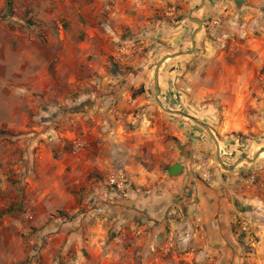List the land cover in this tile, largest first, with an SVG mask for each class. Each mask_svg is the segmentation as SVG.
Listing matches in <instances>:
<instances>
[{
	"label": "rangeland",
	"instance_id": "374dc122",
	"mask_svg": "<svg viewBox=\"0 0 264 264\" xmlns=\"http://www.w3.org/2000/svg\"><path fill=\"white\" fill-rule=\"evenodd\" d=\"M33 2L0 0V264H149L144 239L120 227L112 208L131 193L132 169L159 171L163 178L188 159L199 164L193 181L201 183L219 169L228 184L221 192L224 201L233 206L236 199L243 209L251 204L252 222L264 226V201L255 202L264 194V0H230L231 7L196 34L198 49L184 53L172 74L161 70L163 63L158 71L164 107L208 125L226 167L262 151L255 162L243 160L231 170L219 163L216 142L203 126L155 100L156 67L165 55L153 56L148 44L119 50L129 60L118 64L113 57L108 85L55 89L59 77L51 57L45 51L41 59L27 58L24 39L8 30L22 28L7 22L18 13L16 6L26 23L35 24ZM173 18L168 32L180 33L181 17ZM32 47L37 55L38 46ZM137 52L141 59L134 65L130 55ZM133 66L146 73L139 75ZM41 68L52 72L44 78L37 74ZM38 80L51 88L22 90ZM9 81L11 89L5 86ZM69 128L74 134L66 133ZM181 165L172 173H181ZM113 178L121 188L111 184ZM247 234L250 252L258 236L241 227L239 238Z\"/></svg>",
	"mask_w": 264,
	"mask_h": 264
},
{
	"label": "crops",
	"instance_id": "0c3cea01",
	"mask_svg": "<svg viewBox=\"0 0 264 264\" xmlns=\"http://www.w3.org/2000/svg\"><path fill=\"white\" fill-rule=\"evenodd\" d=\"M229 1L204 0L195 15L192 11L201 4V0H34L29 5H33L34 15L30 14L34 16V25L22 19L21 7L18 6L15 8L18 13L7 18V22L22 27L15 31L8 27V30L11 35L24 39L27 58L41 59L45 51L51 57L59 77L55 89L81 92L84 88L94 89L92 84L95 83L98 86L108 85L113 57L119 58L118 64L129 60L128 56L122 57L119 50L127 49L130 44L135 47L140 43L148 44L153 56L191 49L189 42L197 27L191 24L190 15H195L207 28L209 18L225 12L226 6L231 7ZM16 4L21 5V2ZM177 16L181 17L177 23L180 22L178 26L182 31L169 34L168 29L173 28L171 21ZM185 31H189L190 41ZM145 33L146 37L143 36ZM156 34L160 35V39H152ZM139 35L143 36L140 40ZM195 40L193 49H198V38ZM33 44L38 46L37 55L33 54ZM140 53L130 55L134 65L140 63ZM184 57L183 53L166 59L161 70L172 74L178 63L184 62ZM138 66H133L136 73H146ZM51 72L52 68H41L37 74L45 78ZM27 84L21 87L22 90L51 88V84L47 86L41 80ZM5 86L11 89L12 83L9 81V86ZM58 96L64 99L63 95ZM97 118L99 123L102 122L100 115ZM197 132L193 131L194 134ZM66 133L74 134L72 128ZM207 141L203 139V143ZM188 160L186 165H182L181 173L170 175L168 172L163 178H160L159 171L144 170L138 174L135 168L132 169L129 175L133 183L132 191L120 197L121 208H112L114 220L124 229L126 226L132 228L134 234L138 232L141 240L144 239L141 246L143 250H148L149 264H173L172 260L175 264H264V226L255 225V220L252 222L251 216L255 211L242 213L235 205L224 201L221 192L228 184L222 179L223 173L215 167L212 172L209 171L214 174V179H210L208 174V181L205 177L204 182L193 181L192 173L196 172L199 164ZM206 165L210 168L211 162ZM202 183L209 187L207 193ZM258 197L255 202L264 201V194ZM106 205L104 209L110 210V206ZM241 227L251 228L258 236L255 248L250 252L246 246L247 242H251L250 235L247 234L245 239L239 238ZM160 234L163 238L159 241Z\"/></svg>",
	"mask_w": 264,
	"mask_h": 264
},
{
	"label": "water",
	"instance_id": "95a60500",
	"mask_svg": "<svg viewBox=\"0 0 264 264\" xmlns=\"http://www.w3.org/2000/svg\"><path fill=\"white\" fill-rule=\"evenodd\" d=\"M240 1H242V0H236V3L239 4ZM203 4H204V0H201V4H200L198 7H195V8L193 9V11H197V10H199L200 8H202ZM190 19H191L192 21H194L195 23L198 24V27H197V29H196V31H195V33H194L193 38H192V49H193V48L195 47V45H196L195 36H196V34L198 33V31L201 30V28H202V26H203V23H202V21H201L200 19H198V18H196V17H193L192 15H190ZM192 49L189 50V51L183 52V53L191 52ZM177 54H179V53H177ZM177 54H168V55H165V56H164V57L158 62V64H157V73H156V95H155V100L157 101V103H158L163 109H165L166 111H168V112H170V113H173V114H181V115H184V116L190 117V118H191L192 120H194L196 123H198L199 125L203 126V127H204V128L210 133V135L212 136V138H213L214 141L216 142V145H217L218 161H219V163H221V165H222L225 169L231 170L233 167H236L237 165H239L243 160L249 161V162H251V163L255 162V161L258 159V157L260 156V154L262 153V151L258 152L254 157H248V156L241 157V158H239V159H238V160L232 165V167H226V165L223 163L222 158H221L219 142L217 141L216 136L214 135V133L212 132L211 128H210L208 125H206L205 123L199 121L198 119H196V118L193 117L192 115L186 114V113H184V112H182V111H179V110L166 109V108L164 107L163 103L160 101L159 96H158V93H159V91H160V88H159V86H158V71H159V69H160L161 64H162L167 58H169V57H175V55H177ZM178 164L181 165V163H178ZM178 164L173 165V166L169 169V174H170V175L175 174V173H172V168H174V167L177 166ZM181 166H182V165H181ZM182 167H183V166H182ZM233 203H234L236 209H237L238 211H240V212H247V211H250V210H251V208L249 207V206H251V204H247V205L245 206V209H243V208L240 207L241 204H242L241 202H239V201H237V200L235 199V200L233 201Z\"/></svg>",
	"mask_w": 264,
	"mask_h": 264
},
{
	"label": "built area",
	"instance_id": "2783aa9c",
	"mask_svg": "<svg viewBox=\"0 0 264 264\" xmlns=\"http://www.w3.org/2000/svg\"><path fill=\"white\" fill-rule=\"evenodd\" d=\"M111 184H117L116 186H118L119 188H121V184H118V182L114 178L111 179Z\"/></svg>",
	"mask_w": 264,
	"mask_h": 264
}]
</instances>
